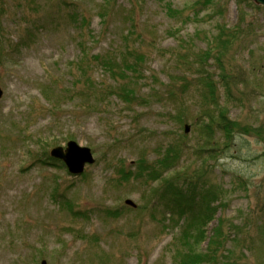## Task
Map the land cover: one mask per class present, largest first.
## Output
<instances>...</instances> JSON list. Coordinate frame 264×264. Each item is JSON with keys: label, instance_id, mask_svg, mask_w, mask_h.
Listing matches in <instances>:
<instances>
[{"label": "rangeland", "instance_id": "rangeland-1", "mask_svg": "<svg viewBox=\"0 0 264 264\" xmlns=\"http://www.w3.org/2000/svg\"><path fill=\"white\" fill-rule=\"evenodd\" d=\"M196 1L171 4L187 12ZM74 4L90 20L91 37L86 31L79 38L78 29L68 21ZM100 6L108 8L105 27L97 14ZM253 6L258 4L252 0H216L198 17L180 24L154 0H0V33L6 49L40 26L34 31L35 41L7 54L11 61L0 66V264H39L42 259L47 264H169L185 247L177 241L179 226L160 215L151 218L149 192L157 183L143 184L125 171L135 170L138 157L157 159L167 144L184 134L186 124L190 128L181 138L183 153L170 171L189 175L202 166L207 179L223 186L222 206L207 224L206 237L218 216L232 223L259 220L264 225V9ZM216 7L221 8L219 13H213ZM241 11L251 35L238 41L230 38L221 47V68L227 70L223 76L231 79L226 91V79L213 60L197 63L191 54L212 44L219 25L232 35ZM130 23L134 28H128ZM78 41L85 43V59L91 62L98 54L119 56L124 45L144 54L141 73L133 74L137 97L133 104L105 95L106 90L100 99L78 95L66 103L61 95L86 88L75 64L84 57ZM91 62L87 74L94 86L109 83L111 77ZM199 71L219 81L218 106L206 111L214 127L202 135L193 123L205 115L195 110L199 97L194 79ZM169 80L173 101L180 99L190 108L191 116L181 125L168 113L164 84ZM43 86H50L56 93L51 97L60 100L52 115L38 109L48 104L40 93ZM152 93L157 97H150ZM71 105L76 107L73 113ZM219 108L229 120L239 122L227 137L217 121ZM70 139L93 151L95 162L84 167L85 177L70 174L65 165L36 161L45 155L43 150L49 154L51 147L64 146ZM199 152L207 158L198 161ZM126 198L136 207L125 205ZM243 229L249 230V240L258 230L254 223ZM206 245L203 240L196 250L204 251ZM245 254L240 264L257 261L254 252Z\"/></svg>", "mask_w": 264, "mask_h": 264}, {"label": "trees", "instance_id": "trees-1", "mask_svg": "<svg viewBox=\"0 0 264 264\" xmlns=\"http://www.w3.org/2000/svg\"><path fill=\"white\" fill-rule=\"evenodd\" d=\"M159 5H163L165 12L171 18L178 20L180 24H183L186 20H190L193 16H199L204 9L213 5L216 0H197L191 6H189L188 11L185 9L174 8L171 4V0H154ZM246 1V0H245ZM109 2V0H107ZM66 5V4H65ZM252 5V4H251ZM70 13L67 14L68 21L71 22L74 28L79 31V38L84 37V33L87 31L89 36L92 35L88 30L90 20L87 16L83 14L82 10L72 5ZM254 7V6H253ZM255 9H264L263 5H258L254 7ZM221 8L216 7L215 12L219 13ZM98 16L102 26L107 25V16L108 8L104 6L99 7ZM132 21V19H131ZM134 24L130 23L128 28H134ZM40 28L37 27L31 31L34 34V38L31 39V33L29 30L26 31V34H22L19 38L15 40L10 46L11 49H6L4 45L3 34L0 33V66L4 65L11 60L7 56L10 53H17L23 48H27L35 41L34 31ZM250 29L249 22L246 23L245 15L241 11V16L238 19L237 26L234 28L233 34L231 32H225L222 25L218 26V32L216 34V39L213 40L212 44L208 45L205 51L196 53L193 56L194 60L199 63L206 62L208 60H213L214 64L221 71L222 79H226L223 88L226 91H229V75H225L226 69L221 68L222 53L221 47H226V42L233 37L238 41L240 38H245L250 36V32L247 33ZM127 36V34H126ZM126 36H123V40L126 42ZM218 45L216 48L210 47L211 45ZM80 46V51L84 52L83 56L76 61L78 75L80 78H83V82L86 85L85 91H81L73 94H63L61 95L65 99L66 103L72 102L74 98L79 96H84V100L89 96L100 97L105 95L114 94L119 98H123L129 104H133V101L136 97V86L135 82L132 81L133 74H140L141 68L144 63V54L137 51L135 48L128 49V46L124 47L118 52L119 56H116V52L106 53L103 55H94L92 56L91 62L89 59L86 60V52L84 51L85 43L78 41ZM13 47V48H12ZM214 48V49H212ZM226 49V48H225ZM11 50V51H10ZM252 54V52H251ZM89 62L100 65L101 69L111 77L109 83H96L97 86H94V82L91 81L89 75L87 74L88 70H91ZM202 67V64H201ZM203 68V67H202ZM76 76V74H74ZM116 77H119L120 80L116 81ZM195 86L194 90L199 97V107L195 110L198 112H205V115H199L194 121V125L198 128V134H204L206 131L209 133L213 129V117L211 113L206 111L211 107L218 106L217 100V85L219 81L215 80L208 72L199 71L198 76L194 79ZM168 84H164V91L168 95L167 102L171 108L169 110V116L174 120L175 124L181 125L185 119L191 116L190 108L184 107V103L176 100L173 101L174 94L170 92L167 87L172 83L171 80ZM106 85V86H105ZM105 86V87H104ZM198 86V87H197ZM107 88V89H106ZM182 88H185L183 85ZM102 90H106L103 93ZM42 97L48 103L47 106L41 105L38 109L42 108L45 111H49L51 115L57 111L59 108V98L56 100L53 99V95L56 93L51 90L50 86H43L40 91ZM150 97H157L155 93L150 94ZM173 97V98H172ZM101 98V97H100ZM99 98V99H100ZM137 99V97H136ZM146 97L139 100V104L145 101ZM167 101V99H166ZM173 101V102H172ZM138 104V103H135ZM138 104V105H139ZM50 105V106H49ZM132 106V105H131ZM72 109L70 110L73 113L74 105H71ZM34 115V114H33ZM196 117V115H195ZM217 121L222 122L223 130L226 132V137L229 131L238 128L239 122L235 120H229L226 117L223 109L219 108L216 110ZM185 136L181 134L178 137L176 142H171L167 144L166 149L155 159L154 161H149L143 157H138L136 159L133 168L134 171H125L127 172V177H132L134 179H142L143 184H151L156 182V186H151L149 192V207L152 212H150L151 218L156 220V215L160 217L169 219V221H174L177 226H179V237L177 241L180 245L185 247L179 251H176L172 256L169 264H240L247 255V251L254 252L255 260L254 264H261V261L264 260V225L258 224L256 222H249L248 220L241 221L239 223H232L227 221L221 216L217 217V223L211 229L212 233L209 237H206V227L207 224L213 221L214 213L222 206L223 198V186L217 182H211L205 176L206 168L198 166L193 169L189 175L186 172L179 171H170L173 166H176V162L179 161L180 151L183 153V148L181 147L182 139ZM205 144L207 139L204 140ZM202 147V146H201ZM206 152V151H205ZM45 155L38 157L36 161H40L43 164L49 166H61L63 167L62 161H59L52 156H50L46 150H43ZM197 160L200 161L203 158H207V155L199 152ZM195 155V156H196ZM176 169V168H175ZM123 172V173H125ZM166 174V175H164ZM81 178L86 176V173L82 172L79 175ZM260 208V207H259ZM258 208V210H259ZM77 214V213H76ZM254 223V226L258 228L255 231L252 240H249V230L244 231L243 227L246 228ZM245 237L246 240L242 239ZM203 240L207 241L206 248L204 251H197L196 246H198Z\"/></svg>", "mask_w": 264, "mask_h": 264}, {"label": "water", "instance_id": "water-1", "mask_svg": "<svg viewBox=\"0 0 264 264\" xmlns=\"http://www.w3.org/2000/svg\"><path fill=\"white\" fill-rule=\"evenodd\" d=\"M255 4L264 6V0H252ZM2 96V89L0 88V97ZM189 124L184 125V133L187 134L189 131ZM50 156L57 160H61L67 172L74 175L82 174L85 165L92 164L94 160L93 151L86 145H80L77 141L70 139L64 146H53L49 149ZM125 204L131 207H136V204L129 198H126ZM39 264H47L46 260L43 259Z\"/></svg>", "mask_w": 264, "mask_h": 264}, {"label": "bare ground", "instance_id": "bare-ground-1", "mask_svg": "<svg viewBox=\"0 0 264 264\" xmlns=\"http://www.w3.org/2000/svg\"><path fill=\"white\" fill-rule=\"evenodd\" d=\"M94 163V162H93ZM92 165V164H91Z\"/></svg>", "mask_w": 264, "mask_h": 264}]
</instances>
